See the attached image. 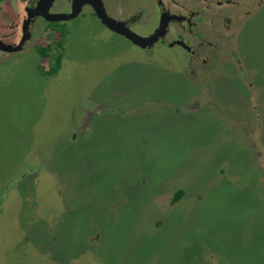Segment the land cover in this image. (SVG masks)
Instances as JSON below:
<instances>
[{
	"label": "rangeland",
	"instance_id": "374dc122",
	"mask_svg": "<svg viewBox=\"0 0 264 264\" xmlns=\"http://www.w3.org/2000/svg\"><path fill=\"white\" fill-rule=\"evenodd\" d=\"M248 3L239 62L207 82L94 22L0 59V264H264V0Z\"/></svg>",
	"mask_w": 264,
	"mask_h": 264
},
{
	"label": "flooded vegetation",
	"instance_id": "af4514ba",
	"mask_svg": "<svg viewBox=\"0 0 264 264\" xmlns=\"http://www.w3.org/2000/svg\"><path fill=\"white\" fill-rule=\"evenodd\" d=\"M250 1L0 0V59L26 54L29 50L35 52L31 47L41 37L58 35L56 25L72 27L78 21H85L96 23L101 30L124 41L127 48L145 52L158 47L165 49L179 75L181 69L183 77L194 79L204 75L207 82L220 62L233 63L234 57L239 62V56L234 54L235 46L230 44L238 39L240 9ZM79 6L76 17L54 21L57 16L70 15ZM98 15L117 24V31H111ZM153 20L155 24L150 26ZM134 40L142 46L135 45Z\"/></svg>",
	"mask_w": 264,
	"mask_h": 264
},
{
	"label": "trees",
	"instance_id": "16d2710c",
	"mask_svg": "<svg viewBox=\"0 0 264 264\" xmlns=\"http://www.w3.org/2000/svg\"><path fill=\"white\" fill-rule=\"evenodd\" d=\"M62 41L64 42L63 35H62ZM42 50H48L52 57L50 56V58H51L50 59V63H48V62L44 63V64H46L48 66V68L42 66L41 69L44 70V75L46 77H53L54 75H56L58 73L59 66H60V64H59L60 58H56L55 61H54V58L57 57V56H55V54L57 53V49L56 50H52L50 52L49 45H48L47 47H45ZM44 59L45 58L42 56V60H44ZM183 195H184V191L183 190H177L172 196V200H171L172 204L179 202L182 199Z\"/></svg>",
	"mask_w": 264,
	"mask_h": 264
},
{
	"label": "water",
	"instance_id": "95a60500",
	"mask_svg": "<svg viewBox=\"0 0 264 264\" xmlns=\"http://www.w3.org/2000/svg\"><path fill=\"white\" fill-rule=\"evenodd\" d=\"M79 12H80V6L77 8V10H75V8H74L73 11L71 12V14L68 16L67 15L57 16L54 21H62V20L72 19V18L76 17ZM98 17L102 20V23L105 24L111 31H114V32L117 31V24H114L113 21L109 20L107 17H105L103 15H101V16L98 15ZM133 42L135 45L142 46L137 40H134Z\"/></svg>",
	"mask_w": 264,
	"mask_h": 264
}]
</instances>
